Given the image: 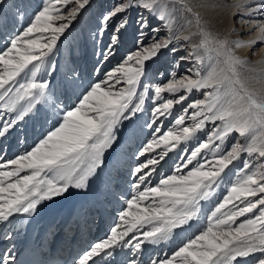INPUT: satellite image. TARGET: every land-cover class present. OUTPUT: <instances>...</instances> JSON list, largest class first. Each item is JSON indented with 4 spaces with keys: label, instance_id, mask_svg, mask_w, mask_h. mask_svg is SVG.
Returning a JSON list of instances; mask_svg holds the SVG:
<instances>
[{
    "label": "snow or ice",
    "instance_id": "1",
    "mask_svg": "<svg viewBox=\"0 0 264 264\" xmlns=\"http://www.w3.org/2000/svg\"><path fill=\"white\" fill-rule=\"evenodd\" d=\"M69 2L70 0H47L29 25L10 40V46L0 51V101L3 102L0 107L9 113L18 112L14 119L6 122L0 129V137L17 121L24 119L34 107V102L38 103L45 96L48 83L37 82V73L41 70L44 58L69 27L70 20L75 18L89 0H75L77 7L66 17L61 14L57 5ZM131 6L132 0L116 5L104 15V25ZM142 6L154 9L155 0H144ZM253 12L264 15V0H257L256 7L249 15ZM160 19H164L163 14ZM195 19L198 32L193 35H199L200 41L194 48L203 49L210 59L213 58L210 54L215 53L217 65L223 64V67H213L204 76L197 71L196 79L191 76L173 78L167 84L155 87V98L160 102L152 110L153 121L147 125L150 128L159 117L170 114L176 104L187 99L185 95L175 98L176 94L201 89L212 91L206 93L204 100L195 101L188 106L194 109L190 117L193 123L190 126H183L188 111L185 109V115L176 119V127L170 128L158 139L154 136L139 155L144 156L163 145L165 150L159 154V160H162L168 151L181 142L193 139L198 131L204 129L206 122L215 124L219 121L207 140L201 142L185 158L184 167L192 164L202 150L211 153L212 161L208 162L207 167L204 163L197 162L186 174L162 178L155 187H145L143 191L139 190L140 186L151 175L144 170L157 165L159 160L153 157L138 166L135 169V174H139L134 185L136 192L127 200V209L119 214L125 227L122 231L117 230L121 227L119 224L112 228L111 235L86 251L78 264H88L92 257L116 247H131L134 252H138L144 242L156 244L167 240L173 229L187 224L198 215L200 201L213 194V186L221 174L233 161L240 159L242 153L264 161V86L258 91L246 86L239 69L248 61L234 55L232 48L233 45L236 48L250 47L256 40L245 42L218 39L200 25L198 15ZM65 20L69 22L56 23ZM126 23L127 18L121 21L117 32ZM256 27L259 32L257 39L264 41V23ZM36 33L51 35L32 38ZM143 35L141 33V38ZM44 39L47 42H42ZM118 43L119 37L113 34L105 59L111 54L112 46ZM169 43L170 41L153 39L148 47H141L128 55L121 64L106 74L104 80L92 84L78 104L65 110L58 126L48 131L30 151L0 164V169H9L0 170V222L8 221L15 213H34L42 201L61 196L70 188L87 187L89 178L102 164L104 153L115 141V128L121 119L128 118L126 113L135 115L143 110L148 90L145 88V92L138 96L137 87L145 75V62L157 56ZM197 59L202 61L199 56ZM28 72L31 73V79L21 83L13 92V87L9 85L22 73L27 75ZM260 81L264 85V71L261 72ZM121 83L126 87L116 90V85ZM165 92L172 94L173 98H164L162 93ZM25 99L28 100L26 107L20 104ZM135 100L138 102L134 103ZM154 131L158 133L160 129L155 128ZM233 133L238 134L241 139L225 152L222 145ZM216 141L220 143L217 144ZM152 170H155L154 167ZM180 171L178 166L177 172ZM259 194H264V162L253 164L245 161L228 195L208 217L207 227L179 248L172 259L161 260L159 264H173L177 257L180 258V264H239L238 258H247L257 252L261 256L257 258L256 264H264V195ZM258 195V199H250ZM237 200L244 206L236 205ZM146 201L150 203H145ZM229 205L232 208L223 211ZM258 208V215L233 227L238 217L253 213ZM144 223L151 224L152 227L142 233L143 240H137L135 235L125 239L138 230V225L142 226ZM133 240L137 242L133 244ZM105 254L110 256L112 252L107 251ZM14 259L10 256L3 264H9ZM128 264H137V261L133 259ZM152 264H156V261Z\"/></svg>",
    "mask_w": 264,
    "mask_h": 264
},
{
    "label": "rangeland",
    "instance_id": "2",
    "mask_svg": "<svg viewBox=\"0 0 264 264\" xmlns=\"http://www.w3.org/2000/svg\"><path fill=\"white\" fill-rule=\"evenodd\" d=\"M2 5L0 6V51L6 50L7 46H10V40L19 32H21L24 28H26L30 21L34 19L35 14L42 10L47 0H0ZM89 0V3L82 9H80L75 18L70 20L69 27L65 29L64 33L60 35L59 39L56 42L55 47L53 50L44 58V63L41 66V70L37 73L36 80L37 82H47L48 88L45 91V99L46 103L49 104L54 110H58L59 114H56L57 122H53L52 119L50 120L47 116L41 115L38 116L37 111V103H34V107L29 112V115L26 121V126L23 125L22 121L19 124L17 123L13 126L12 130L6 132V134L0 137V164H5L7 161L11 159H15L17 156L24 154L27 151H30L32 147L35 146L36 143L42 139L48 131L52 130L54 127L58 126L59 122L62 120L63 112L71 107H74L76 104L79 103V100L82 99L83 95L86 93L80 92L75 100L73 97L70 101H66V98L57 97L60 93V89L62 85H72L73 83L84 82L85 90L87 91L90 86L94 83L100 82L106 78V74L111 72L115 69L119 64H121L128 55L133 54L140 50L141 47H148L153 39L156 40H166L169 39L167 36L168 28L162 27V25L152 26V21L150 22L149 28L147 32H142L141 29H136L139 27V23L141 20H137V12L132 15V25H135V44L119 42L118 44L112 46L111 54L105 59V53L109 51V46H111V37L113 34H116L117 28L119 26V21L124 20L122 19L119 21H115L112 19L104 25L103 17L106 15V11L108 8L113 9L117 4L116 0ZM177 2L178 5V12L181 14V18L178 20V26L176 31L173 34V37L170 42L169 46V55H174L175 52L172 51L176 47V43H172L174 40H178L180 37L187 34L190 29L196 30L198 32L197 26L192 24L191 26H184L186 20H188V14L191 13L195 16H199L200 18V25L204 27L206 30H218V27L221 23H223L228 16L227 10H219L218 13L213 14L211 17H206V13L203 12L194 2H190L189 0H174ZM186 2L191 5L189 8L186 7ZM202 2V1H201ZM257 0H245L244 2L238 4L236 11L232 15L231 20L229 19V23L227 24V36H233L235 30L239 29V35L245 38H250L251 36L256 37V43L251 45L246 52L240 53L238 49H233V54L240 57L241 59L247 60L244 66L240 67L239 71L241 73V78L244 80L246 86L250 90H257L263 86L262 84H256L250 82V78L253 74H257L259 68V62L262 60V54L264 53V41L258 40L257 37L259 32L257 30V25L260 23H264V15L260 13L253 12L249 15V12L253 8L256 7ZM196 6V7H194ZM58 8L61 10V14L64 16H68V14L77 7L75 0H70L68 4H60L57 5ZM94 9L92 10V8ZM191 9V11H189ZM223 12L224 15L217 18L219 14ZM226 13V14H225ZM122 14V13H121ZM120 14V15H121ZM92 15L93 17H90ZM240 18H243V22L239 21ZM136 19V21H135ZM68 23V20L65 21H57L56 23ZM112 22V26H111ZM191 22V20L189 21ZM225 23V22H224ZM155 24V22H154ZM83 29H79L83 27ZM159 27V32L155 34V29ZM185 27V28H183ZM128 26L126 27V29ZM85 29H88L84 32ZM107 30V35L102 36V30ZM141 33H147L143 35L141 38ZM129 33L125 34V37L128 36ZM51 33H36L32 38L36 37H48ZM235 35V34H234ZM88 36L87 39H84ZM124 37V38H125ZM168 37V38H167ZM120 39V38H119ZM42 42H47L46 39L42 40ZM172 43V44H171ZM118 46H122V48H118ZM191 47L193 49V45L187 43L184 47L186 49ZM124 48V49H123ZM120 49H123L124 53L121 54ZM179 49V48H178ZM185 50L182 52L183 58L179 60V67L176 66L174 57L169 58L167 56L166 67L161 65V63H156L155 67L152 66V62L146 61L145 62V75L141 78L140 85L137 87V94H143L145 92V88H147L148 92L145 96L143 110L135 113L132 115L131 113H126L128 116L127 119L122 118L121 122L115 128V141L112 144V147H116L124 142L123 146H120V150L122 153L127 154L125 157V162L122 160V164L117 163L115 160H111L113 165H111V170H109L108 174H106V179L102 177V185L100 188L101 196H102V208H107L108 211L105 213L106 216V223L105 225L107 228L103 234H92L94 231L95 223L89 226L88 234L93 237V242H89L88 245H84V247H79V253L76 255L72 264H78L80 257L86 252L90 251L91 247L99 242H102L104 239L108 238L111 235V229L117 227V225H121L118 228V231H122L125 225L119 219V214L122 211L127 209V200L131 199L132 196L135 194L136 189L134 185L137 182V177L139 174H135V169L140 166L142 163H146L148 159H151V156H155L159 158V154L164 151L163 145L159 148H154V150L145 153L144 156H140L139 153L145 148L150 140L153 139L155 136L157 139L159 136L163 135L164 132L168 131L170 128L176 127L175 121L176 119L181 116L185 115V109H183V105H188L189 102H195L198 100H204L206 97V93L212 91V89H201V90H193L191 93L181 92L176 94L175 98H179V95H185L187 99L180 104H176L172 109L170 114L165 116H161L156 120V123L150 128L147 125L152 123L153 116L152 110L160 101H157L155 98L154 89L156 86L164 85L169 82V80L181 79L185 76H191L193 79H196L195 73L197 71L200 72L201 76L206 75L205 72H209L213 67H223V64L217 65L216 59L213 58L211 62L204 63V64H197L195 65L196 56L194 55L191 50ZM248 52L252 53L251 56H248ZM199 53H203L200 49ZM198 53V54H199ZM215 54V53H214ZM169 58V59H168ZM185 58V59H184ZM185 63V64H184ZM204 65V66H203ZM31 67V66H30ZM150 70V74L148 76V72ZM27 71V70H26ZM52 74V78L48 81L45 79L47 74ZM29 79H31V73L28 72L27 75L21 74L20 77H17V80L13 82V92L15 89L19 87L21 83H26ZM111 83V82H110ZM126 87L123 83L116 85V90ZM54 88V89H53ZM54 90V91H53ZM10 95H12L10 93ZM164 98H173L172 94L167 92L162 93ZM138 100H135L134 103H137ZM3 102L0 101V104ZM186 103V104H184ZM36 107V108H35ZM188 107V106H187ZM3 109L0 107V110ZM186 114V119L183 126H190L193 121L190 119L192 112L194 109L188 108ZM0 112V126L2 129L3 124L7 120V115H9L7 111L3 113V110ZM60 111V112H59ZM2 113V114H1ZM14 112L10 113L11 115ZM25 116V117H26ZM40 118V119H39ZM49 119V121H48ZM40 120V121H39ZM41 122L42 127L39 125ZM220 122L216 121L215 124L212 122H206L205 127L203 130L198 131L196 136L188 140L186 142H181L178 147L177 155L175 152L171 153L170 155H166L163 162H161L158 166L157 173L153 176H148L146 182L140 186V191H143L145 187H155L160 179L166 178L170 175L176 174H186L190 171L197 162L204 163L206 167L208 166V162L212 161V155L210 152L206 150H202L201 154L197 157L196 160L193 161L192 164H189L186 168L184 165L186 164V157L191 155V151L197 147L201 142L207 140L208 135L212 132L215 125H218ZM21 125V126H19ZM24 127L27 131V137L25 140L20 136L15 137V133L13 136L14 130H18L19 133L24 130ZM42 128L40 130L39 128ZM159 128L160 132H155L154 129ZM35 129V130H33ZM15 131V132H16ZM12 133V134H11ZM8 137L11 136V141L9 142L6 139V135ZM128 137L132 138V141H129ZM122 138V139H121ZM19 139V140H18ZM238 134L233 133L222 145V148L225 152L230 150L231 145L236 143L239 140ZM119 143V144H118ZM219 144V141H216ZM12 144V145H11ZM27 144V145H26ZM118 144V145H117ZM11 145V147H10ZM9 147L6 151L5 149ZM176 147V148H177ZM5 150V154L3 153ZM155 152H158L154 155ZM111 155L108 154V158L104 159L102 165L107 164L110 162ZM250 158V163L257 164L264 161L259 160L257 157H249L246 153H242L240 159L233 161L231 165L221 174L220 179L218 182L213 186L212 195L208 199L201 200L199 203V213L198 215L193 218L192 220L188 221L187 224H184L183 231L178 232L176 230L171 233L170 239L168 238L165 242L171 240V244L175 241V245L173 249L170 248H162L160 252H155L156 250L151 251L149 254H146L144 264H152L153 261H156V264H159L161 260L172 259L175 253L179 250V248L183 247L190 239L195 238L196 235H199L200 231L207 227L208 224V217L211 213L215 210L219 203L223 202L224 197L228 195V191L231 188L232 184L236 182L239 177L241 170L243 169L244 162ZM159 160V159H158ZM166 160H168L166 162ZM105 161L107 163H105ZM162 166V169L160 166ZM180 167L181 171L177 172V167ZM152 166H149L148 169H145V172H148ZM0 170H9V169H0ZM160 171V172H159ZM27 173H21L24 175ZM108 175V178H107ZM105 181H104V179ZM120 179V180H119ZM109 180V181H108ZM113 195V196H111ZM264 195V194H259ZM258 197H251L250 199H258ZM89 201V200H88ZM88 201H86L88 203ZM90 202V201H89ZM88 204L90 208H88L87 212H92L93 218L91 222H96L99 219L100 214V204L99 200L96 198ZM145 203H150V201H146ZM236 205L243 207L244 205L240 203L239 200L235 201ZM105 206V207H103ZM229 208H232V205H229L228 208H225L223 211H228ZM135 211V209H133ZM254 212H259V208L254 210ZM99 213V214H98ZM253 213H247L245 216L238 217L233 227L237 226L239 223L243 222L245 219H251L247 217L248 214L252 216ZM258 215V214H256ZM11 216L9 220L6 222V225L0 229V246L2 247L0 250V264H3V261L8 258L12 257L15 254L14 248H11V242H15V238L20 237V235L26 234L25 228L19 226V220L17 219V223H13L7 226V224L11 221ZM254 217V216H253ZM128 219H131L130 217ZM110 221V222H109ZM0 227L4 222H0ZM98 225V223H97ZM143 230L149 231L151 230L152 225L148 223L143 224ZM7 228L3 230V228ZM185 226H187L185 228ZM21 227V228H20ZM74 228V225L71 226V229ZM142 228L138 225V230ZM12 231V233H11ZM18 232V234H17ZM176 232V233H174ZM50 240H53L55 237L54 233H49ZM98 235V236H97ZM132 233L129 234V237L125 239L131 238ZM143 236V235H142ZM88 242V241H87ZM16 245L19 244L15 242ZM135 240H133V244H135ZM10 248V249H9ZM131 248V247H130ZM18 249V246H17ZM132 249V248H131ZM8 251V252H7ZM132 251H134L132 249ZM137 252L128 255H122L125 257L126 260L129 262L133 259L131 257L136 258V261L141 260L142 254L137 257L134 256ZM9 254V255H8ZM261 256V253L257 252L255 254L250 255L249 257L245 258H238L239 264H256V260L258 257ZM97 257V256H96ZM95 258V257H93ZM110 259H107L108 264ZM130 259V260H129ZM250 260V261H247ZM11 261V260H10ZM9 261V264H10ZM128 262H124V264H128ZM137 264H139L137 262ZM173 264H180V258L177 257ZM233 264H237V262H233Z\"/></svg>",
    "mask_w": 264,
    "mask_h": 264
},
{
    "label": "bare ground",
    "instance_id": "3",
    "mask_svg": "<svg viewBox=\"0 0 264 264\" xmlns=\"http://www.w3.org/2000/svg\"><path fill=\"white\" fill-rule=\"evenodd\" d=\"M189 1L190 2H194V4L198 6V8L203 10V12L206 13V15H207L206 17H211L213 14L218 13L219 10H223V11L227 10L228 11V16L226 17V19L224 21L225 23L224 22L221 23L219 25V27H218V30H215V31L207 30L214 37H216L218 39L227 38L229 41L243 40V41L247 42L249 40H256L255 36H251L250 38L242 37L241 35H239V31H240L239 29L234 31V33L232 34L233 35L232 37L231 36H229V37L227 36V34H228L227 33V29H228L227 24L229 23L228 21H229V19L231 20L232 15L236 11V8H237L238 4L244 2L245 0H189ZM111 2H113V1L111 0ZM125 2H127V0H116V4L117 5L121 4V3H125ZM2 3L3 2L0 1V6L2 5ZM143 3H144V0H132V5L133 6L129 7L127 9V11L123 12L122 14L120 13L121 15L118 14L117 16L112 17V19H115V21H119L120 19H122V16L124 17V19L127 18L126 25L123 28H120L118 32L116 31V35L120 38L119 42H123L124 41L123 43H126V42L128 43V41H129V43L132 44V45L136 43V41H135V39H136L135 38V28H136V26L135 25H137V24H133L132 25V15L135 12H137V17H138L137 20H139V21L141 20V22L139 23V27L136 28L137 30L141 29L142 32H147V30H150L149 25H150V22L153 20L151 22L152 26H154V25L157 26L159 24V25H162V27H164V28L165 27L168 28L167 36H169V35L170 36H169V39H167V41L171 42L173 34L176 31L177 26H178L177 22L181 18V14H180V12H178V8H177L179 4H177V2H175L174 0H155V8L150 10L148 8L143 7L142 6ZM189 6L191 7V5L186 2V7L189 8ZM194 7H196V6H194ZM93 9H94V7L92 8V10ZM111 10L112 9L108 8L107 11H106V14L109 11H111ZM161 14L164 15V19H160V15ZM222 15H224L223 12L221 14H219L217 17H215V20H217V18L221 17ZM90 17H93V16L90 15ZM195 17H196L195 15L189 13L188 17H187L188 20H186V23H185L184 26L185 27L186 26L189 27L192 24H195V27H196L197 25H196ZM190 20H191V22H189ZM242 20H243V18L239 19V21L243 22ZM135 21H136V19H135ZM154 22H155V24H154ZM120 23H121V21H119V25H120ZM111 26H112V22H111ZM127 26H128V28L126 29ZM185 27H183V28H185ZM83 28H84V26L80 27L79 29H83ZM87 30L88 29H85L84 32H86ZM158 32H159V27H157L155 29V34L158 33ZM126 33H129L127 37H125ZM193 33H196V30L190 29L187 32V34H185L184 36L180 37L178 40H174L172 42V43H176L177 44L176 47L174 49H172L173 52L176 51L175 54H174L176 57H174V55H169L170 54V51L168 50L169 46H170L169 45L170 43H169L167 48L161 49V51L159 52V54L157 56L153 57L152 59H150L148 61L149 62L151 61L152 62L151 64L154 67H155L156 63H161V65L166 67L165 60L167 59V56H169V58H171V59H172V57H174L175 64H176L177 67H179V60H180V58H183L182 57L183 55H181L182 52H184L185 50H187V51L191 50V52H193L194 55L196 56L195 65L211 62V60L215 57V54L211 53L210 55L213 58L210 59L209 58V54H206L203 49H201L203 51V53H199L200 49H195L194 46L199 44L200 36L199 35H193ZM146 34L147 33H145L144 35H146ZM104 35H107V30L106 29L102 30V36H104ZM186 36H190L191 38L190 39H185ZM128 37H129V40H128ZM87 38H88V36H86L84 39H87ZM187 43H189L190 45H193L192 46L193 49H190L191 47H188V46H187L186 49H184V47L187 45ZM119 48H122V46H118L117 49H119ZM232 48L235 49L236 47L233 45ZM248 48H249V46L242 47V48H237V49H238V52L244 53V52H246V50ZM123 49H120V51H123ZM123 53H124V51L121 52V54H123ZM251 54L252 53L248 52V56H251ZM198 56L202 58V61H198V59H197ZM262 60H264V53L262 54ZM261 61L258 63L259 64V68L257 69L258 70L257 74H253L251 76V78H250V82L256 83L257 85L261 84L260 75H261V72L264 71V63H261ZM204 65H206V64H204ZM146 72H148L147 73L148 76L151 73L150 70L146 71ZM205 73L207 74V72H205ZM45 74H47V73H45ZM51 78H52V74H50V75L47 74L45 76V79H47L48 81ZM84 87H85L84 82L73 83L72 85L69 84V85H66V86L62 85L61 89L59 90L60 93L57 95V97H62L63 99L66 98L65 99L66 101H70V99L73 97V100H75V98L77 97V95L80 92H83V93L86 92ZM261 87L258 90H260ZM192 103L193 102H189L188 105H183V109L184 108L188 109L189 107H187V106H189ZM20 104L22 106L26 107L27 104H28V100L25 99V100L21 101ZM184 104H186V103H184ZM36 107L35 108L37 109L38 116H40V118H41V115H43L45 117L47 116V118H49L50 120L52 119V121L54 123L57 122L56 114H59L58 110L55 111L53 107H51L49 104L46 103L45 99L41 98L40 101L37 103ZM1 110H3V113H5V111H6L5 109H1ZM1 110H0V112H2ZM8 114L9 115H7V120L10 119V120H8V122H9V121H11L12 119H14L16 117L18 112H14L12 115L10 113H8ZM28 115H29V113H28ZM27 119H28V117L26 116V117H24L23 120H21L22 123H21L20 120H19L20 122L19 121L18 122H19V124L21 123L22 127H23V125L26 126ZM49 119H48V121H49ZM39 125L42 127L41 122L39 123ZM13 126L8 131L12 130ZM19 126H21V125H19ZM41 127L39 128L40 130H42ZM0 128H1V126H0ZM33 130H35V129H33ZM15 131L16 130H14V132H13V136H14V133H15V137L16 138L20 136L19 139H21V137H22L23 140H25V138L27 137L28 129L26 130L25 127H24V130L22 132H20V133H19L18 130L16 132ZM6 139L10 142L11 141V136L8 137V134H7L6 135ZM128 139H129V141H132L131 137H128ZM11 145H10V147H11ZM123 145H124V142L122 141V143H120V145H118V146H116L114 148L111 146L104 153L103 162H104V159L106 157L108 158V154L109 153L111 155L110 162L107 163L105 161V163H107V164H105V165L101 164L96 169L95 174L92 175L89 178L88 185H87V187L85 189L70 188L68 190V192L64 193L61 196L55 197V198H53L51 200L42 201L37 206V209H36V211L34 213H15V214L12 215L14 217L11 218V221L7 224V226L10 225V224H13V223H17V219H18L19 220V226L21 224V227L23 226L25 228V230H26V234L20 235V237L15 238V242H18L19 245L18 244L16 245L15 242H11V248L13 247L14 251H15V254L12 257L15 258L18 255V249L21 248L24 245V243L27 240V238L31 237L33 239L34 238L37 239L38 237L40 238V236L42 235V237H43L42 239H45L46 241L49 242V240H50L49 231L51 233L54 232L55 235H56L61 229H63L65 227L66 219L72 212H75L74 213L75 218H76L75 220L77 221V223H76V221L73 220V224L78 225L76 231L79 230V228L81 226V223H85L86 226H91V228H92V224L95 223L94 231L92 232V234H94V235L98 234L99 235V234H103L105 232V229L107 228L105 223L107 221L105 219L106 216H104V215L108 211V209L107 208H102L101 209V206H102V201H101L102 200V196H101V194L102 193L100 191V189H101L100 187L103 186L101 179H102L103 176L106 179V174H108L109 170H111V165H113L111 160H115L119 164H122L123 162L126 161L125 157L127 156V154L122 153L121 150L119 149L120 146H123ZM8 149H9V147H7L5 150L7 151ZM5 150L3 152L4 154H5ZM172 152H175V154L177 155V153L179 152L178 151V147L172 149L171 151H168L167 155H170V158L174 157V156H171ZM157 153L158 152H155L154 155H156ZM0 157H2V156H0ZM151 157L153 158L155 156H151ZM155 158L159 159L158 157H155ZM164 159H165V157L162 160H159V163L157 165L152 166L151 169H149L148 172L151 173L150 177L153 176L155 173H157L158 166H159V164L161 162H163ZM122 160H123V162H122ZM167 161L168 160H166V162ZM247 161L250 162V158ZM163 165L164 164H162L160 166L161 169H162ZM153 167L155 169L154 171L152 170ZM107 178H108V175H107ZM105 179H104V181H105ZM106 181H107V179H106ZM111 196H113V195H111ZM96 198L99 200V204H100V214L98 213L99 214L98 215L99 219L97 220L98 225L94 221L91 222L92 219H93V218H90V215L92 216V212H87L88 208H90V206L88 204L90 202H91V204H93L92 201H94V199H96ZM86 201H88V203ZM103 207H105V206H103ZM256 214H259V212L258 213L254 212L252 214V216L250 214H248L247 217L254 218ZM6 222L7 221H5L1 225L0 229L3 226L6 225ZM7 226L5 228H3V230H5L7 228ZM143 226L144 225L140 226L142 228H140L139 230H137L134 233H132V236L135 235L137 237V240H143L144 239L143 236H142V233H143V230L145 228H143ZM186 227L187 226H185V228ZM69 230H71V227L66 226L64 234L69 232ZM174 230H176L177 233L178 232H182L183 231V227H177V228L173 229L172 233H173ZM11 233H12V231H11ZM72 233H74V232H72ZM174 233H176V232H174ZM17 234H18V232H17ZM94 235L91 236V239H89V236L86 238L85 236L80 235L79 236V243L80 244L83 243L84 239L86 241H88L87 245H88L89 242L92 243ZM170 237H169V239H170ZM55 239L56 238H54V240ZM137 240H135V242H137ZM175 241L173 242V244H171V240L167 241V242H165V240H163V241H160L159 243H156V244L144 242L141 245V249L136 254H134V256L138 255L137 257H139L142 254L141 260H139L137 262L139 264H144L145 258H146V254H149L153 250H156L155 252H160L162 250V248L165 249V248H170L171 247V249H173V247L175 245ZM38 243H40V241ZM17 246H18V249H17ZM1 248L2 247L0 246V250H1ZM107 251H111L112 255H110V256L106 255L105 253ZM78 252H79V249L77 251V254H78ZM132 253H134V251H132V249L130 247H116L115 249L105 250V252H101V254L98 255L97 257L94 256L95 258L92 257L88 261V264H106L107 263V259H109V258H111V259H110V262L108 264H124L125 261L126 262H128V261L126 260L125 257H122V255L130 256V254L132 255ZM131 259H136V258L131 257ZM247 261H250V260L247 259ZM12 262H14V261L11 260L10 264H14Z\"/></svg>",
    "mask_w": 264,
    "mask_h": 264
}]
</instances>
